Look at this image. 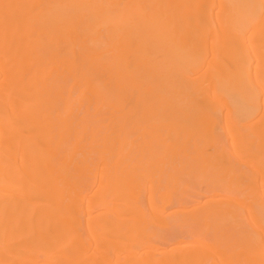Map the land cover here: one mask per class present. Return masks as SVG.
<instances>
[{"label": "bare ground", "instance_id": "obj_1", "mask_svg": "<svg viewBox=\"0 0 264 264\" xmlns=\"http://www.w3.org/2000/svg\"><path fill=\"white\" fill-rule=\"evenodd\" d=\"M212 1L0 0V264H264V0H221L229 14L220 25ZM206 66L211 75L195 77ZM150 77L157 84L145 83ZM89 104L112 110L100 137L76 121ZM142 113L149 118L141 129L168 130L147 156L136 152L131 130L141 135ZM224 136L243 165L219 147ZM160 145L168 180L196 159L216 196L187 209L201 198L166 185L145 202L138 165ZM94 169L103 174L98 183ZM244 180L262 188L250 202L257 231L233 246L218 245L205 228L192 234L202 244L137 240L164 216L143 210L159 209L157 201L181 207L165 217L182 222L212 202L224 204L216 214L239 220L229 207L249 199ZM27 199L35 204L24 209Z\"/></svg>", "mask_w": 264, "mask_h": 264}, {"label": "rangeland", "instance_id": "obj_2", "mask_svg": "<svg viewBox=\"0 0 264 264\" xmlns=\"http://www.w3.org/2000/svg\"><path fill=\"white\" fill-rule=\"evenodd\" d=\"M210 6H211L210 8L212 9V13H214V17L216 19L215 25H220V24L225 23V20L229 14V9H227L226 11V8L221 2V0H213ZM207 31L211 32V28H208ZM114 47L115 46L112 43L111 50L108 53L109 55L116 54L117 51L115 50ZM203 51L205 50H202V53ZM211 70L212 69L209 66H206L200 69L195 77H198V78L207 77L208 75H211ZM69 80L71 81V79ZM147 82L149 83L153 82L151 83L153 85L157 84L156 83L157 80L155 79V77L148 78L145 81V83ZM213 106L219 107L221 108V110L226 111L225 103H222V102L214 103ZM76 114H77V118H76L77 122L82 121L83 123L89 124L90 126L98 127L99 131H97L96 133H98L100 137L103 134L101 127L108 121L109 117L112 114V110H110L106 106L100 109H97L94 104H89L88 106L83 105ZM148 118L149 117L144 113L137 116V120H139L140 122V130L137 129V131L139 134H141L140 136L136 133V131L134 133V126L131 125L132 133L137 138L136 144L138 145V150L136 152L141 153L142 155H145V156L149 155L151 151H156L155 150V148L157 147L156 143L158 142L159 139H161L168 132V130H166L165 128L158 129L157 127L155 128L147 127L148 128L147 131L141 129V127L146 126L145 123H143V121ZM224 125H225L224 121L219 122L220 128L223 127ZM253 129L258 130V127H255ZM195 136L196 138L200 137L199 133H195ZM84 137L88 138L89 136L85 134ZM252 139L253 141H255V143H257L261 139V136H259V134L257 133L255 134V136H253ZM231 140H232L231 138L224 136L219 147L223 148V150L225 151V155L227 156V159L230 158L235 163L239 165H243L241 160L239 159L240 156H238L237 152L235 151V148L232 146ZM73 141H74L73 138H71L69 145H72ZM17 146L21 148L19 139H18V144L14 148H17ZM84 150L87 151L89 149L85 148ZM92 150L93 152L91 153V155L93 156V158H95V163H96L97 162L96 158L98 157V149L92 148ZM215 150L216 149L211 146V148L207 150V152L205 153L203 157L205 158L208 157L209 155L213 154ZM163 156H164V152L160 145V147L157 149V154L152 158L151 162H148L147 160H145L143 161V163L138 165V173L140 175V180H141V193H142L143 200L145 202H148V200L153 196L157 198L159 193L164 191L165 189L164 187L166 185L171 188L174 187L175 185L176 188L179 190H186L187 191L186 193L190 194L189 198H192L194 195H197L199 198H201L200 201L189 204L187 206L188 207L187 209H192L193 207L197 208L199 206H202V204L204 205L205 202H208V200H211L216 196L215 194L209 193V191L212 190L211 184L209 183L210 181L202 180V178L200 177V175L202 176L201 174L202 164H200V162L198 163V161H196L195 159L194 164L192 163L186 164L183 167H181V169L176 170V171L171 169L169 174L176 175V177L175 179L171 178L170 180H168L166 176L167 165L162 162L163 160L165 161V158ZM42 164L47 165L48 164L47 159L43 160ZM94 166L95 165H93V167ZM251 167H253L255 170L262 168V166L259 164H253L251 165ZM243 169H245V167ZM248 172H251V171L247 169V173ZM94 175H96L97 183L101 181L103 174L100 170L96 172L94 169L92 176ZM14 179L19 180V176L17 172L14 173ZM247 184H248V181L244 180L241 185L244 191L242 189L240 190V192L242 193L241 195H243V197H246L247 195L249 197V199L247 200L245 199V205H241L239 203L237 204L233 203L229 207L231 208V210H233L232 212H235L237 214L236 218L239 219L241 222H239V220H235V218L231 216L222 217L216 214L215 209L218 206L224 207V204L220 205L219 203H216V202L210 203V207L207 210H200L198 212V214L200 215L195 220H191V221L188 220V221L182 222L181 221L182 219L181 220L179 219L178 221L176 220V218L165 217L172 211L179 209L181 207L177 205L168 206L163 202L157 201V204H159L158 206L159 209L146 206L145 208H143V210L149 218H152L155 214H163L164 216L156 218L157 219L156 221L158 222V226H155L149 230H144L140 234H135L136 238L139 241H143L147 237L153 236L154 234H156L155 235L156 237L166 235L173 239V240H170V242L167 244V248H171L174 246H187L188 244L201 243L199 238L194 237L196 234L194 231L196 230L197 232L198 229L205 228L204 230H207L211 237L214 236L215 237V238L213 237L214 239H216L217 237L220 240L218 245L221 243L223 246H227L229 244L230 246H233L232 244L235 242V240L241 239L245 234H254L257 231L249 223V217L252 214L250 211V202L252 200L253 202L255 201L256 199V197L254 196L255 193L258 191H261L262 188L259 185L255 186L256 188H252L249 184L248 185ZM95 187H98V185L95 184ZM226 197L228 196H224V198ZM263 197H264V193L260 195L259 200L261 201ZM11 198L13 199L14 196H12ZM90 198H91V194L88 193L86 196L85 204L89 202ZM195 198L197 197L195 196ZM34 204L35 203L31 200L25 201L24 209L29 208L33 206ZM251 205L254 206V204H251ZM97 213H98L97 209L94 208L91 211V216L93 217ZM163 222H168V226L165 227L164 226L165 223ZM55 229L56 228H53L51 232L54 231ZM178 237L179 238L186 237V238L179 240ZM152 249L154 248L147 247L144 251L152 250ZM175 251L180 253L183 250L176 248Z\"/></svg>", "mask_w": 264, "mask_h": 264}]
</instances>
